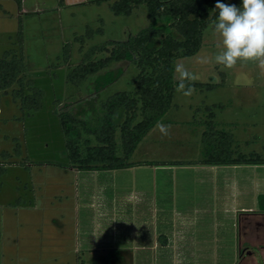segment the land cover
<instances>
[{
    "label": "rangeland",
    "instance_id": "obj_1",
    "mask_svg": "<svg viewBox=\"0 0 264 264\" xmlns=\"http://www.w3.org/2000/svg\"><path fill=\"white\" fill-rule=\"evenodd\" d=\"M112 1L0 0V55L21 53L26 79L42 89L39 108H22L11 92L15 84L5 92L0 89V264H84L77 257L86 255H80L77 238L81 195L87 190L89 173L74 166L68 157L59 114L66 103L75 115L90 117L109 94L133 90L132 78L138 67L132 60H113L100 70L109 69L114 80L95 92L97 74L79 85L67 78L91 46L123 39L148 24L145 3L134 6L130 13L116 14L110 7ZM213 22L203 28L195 53L175 58L171 105L138 142L131 158L141 165L134 175L149 178L145 184L155 187L154 195L159 205L164 201L167 217L176 209L190 214L192 225L184 223L180 231L186 247L194 233L195 247L214 252L218 245L223 253L215 256L207 251L196 260L190 255L176 260L171 256L172 247L163 246L159 238L156 251L143 249L145 259L134 264H250L247 260H254L248 256L233 260L225 251L234 244L233 234L244 210L239 206L259 208L255 192L264 187L258 181H246L240 192L220 197L216 187L220 182H200L198 170L188 168L200 163L197 160L203 156L202 131L209 118L217 129L232 133V149L264 156V70L256 62L238 63L232 69L197 63L198 57H214L218 51ZM106 54L104 50L94 56ZM176 64H183L197 77L191 96L176 91ZM208 82L217 84L207 88ZM158 122L170 125L169 135H161ZM116 140L120 145L119 131ZM146 161L166 164L170 168L165 170L166 181L153 179L152 165H143ZM260 178H264V167L260 168ZM166 233L169 235L168 230Z\"/></svg>",
    "mask_w": 264,
    "mask_h": 264
},
{
    "label": "trees",
    "instance_id": "obj_2",
    "mask_svg": "<svg viewBox=\"0 0 264 264\" xmlns=\"http://www.w3.org/2000/svg\"><path fill=\"white\" fill-rule=\"evenodd\" d=\"M216 2L217 0L112 1L110 7L116 14L130 13L134 6L145 3L148 24L123 39H110L108 43L91 46L83 53L81 61L67 73V78L79 85L88 76L97 74L93 83L95 92L114 80L109 69L100 73L113 60H132L138 67V72L132 78V91L118 90L109 94L100 101L99 108L90 117L75 115L70 104L65 103L66 108L59 115L66 135L68 157L74 162V166L79 169H94L134 164L130 156L136 145L171 105L176 82L173 76L175 58L193 54L199 49L203 28L214 21L218 14V10L214 9ZM220 2L240 5V0ZM107 44L111 46L108 47ZM104 50L108 54L94 56L96 52ZM24 70L21 53L4 52L0 55V89L5 92L15 84L11 92L19 98L21 107L39 108L42 89L26 79ZM216 84L208 82L206 87L212 88ZM204 124L203 156L197 160L200 163H264V156L259 153L232 149V133L217 129L211 118L205 120ZM116 131H119L120 145L116 140ZM83 133L86 135L83 136ZM118 146L121 147L120 153L117 152ZM257 199L258 209L264 211V193L258 194Z\"/></svg>",
    "mask_w": 264,
    "mask_h": 264
},
{
    "label": "crops",
    "instance_id": "obj_3",
    "mask_svg": "<svg viewBox=\"0 0 264 264\" xmlns=\"http://www.w3.org/2000/svg\"><path fill=\"white\" fill-rule=\"evenodd\" d=\"M136 149L137 145L131 156ZM145 163L143 165H152L149 167L155 173L153 179L157 177L161 182L166 181L165 170L170 169L166 164ZM138 166L141 165L81 170L88 171L89 182L88 186L85 185L87 190L81 195L80 236L77 238L82 251L80 255H86L83 258L78 254L79 260L82 258L80 261L84 264H134L145 259L143 249L156 251L160 244L159 238L163 239V246L172 247L171 256L176 260H182L189 255L196 260V257L206 254L207 251L215 256L222 254V250L217 248L218 245L214 252L195 247L197 237L194 233L189 235V245L186 247V243L182 242L185 236L180 231L184 223L192 225L190 214L185 215L176 209L167 217L164 201L159 205L154 195L155 187L151 189L150 185L145 184L149 178L134 175L138 172ZM263 167L264 163L188 165V168L198 170L200 182H220V185L216 186L220 197L230 191L240 192L242 184L246 181H258L259 185L264 187V178H260V168ZM157 174H160L159 178ZM254 192L253 197L264 193V190L258 188L256 194ZM239 207L244 210L241 212L236 233L233 234L234 244L232 249L226 250L225 253L230 252L233 260L235 257L243 260L248 256L254 257V260H247L248 263L264 264V211L253 204H241ZM217 210L218 208L215 212ZM212 211L214 210L210 209V212ZM246 219H251V222L248 223ZM217 235L214 237L219 240ZM161 254L165 255V251L162 250Z\"/></svg>",
    "mask_w": 264,
    "mask_h": 264
},
{
    "label": "clouds",
    "instance_id": "obj_4",
    "mask_svg": "<svg viewBox=\"0 0 264 264\" xmlns=\"http://www.w3.org/2000/svg\"><path fill=\"white\" fill-rule=\"evenodd\" d=\"M218 14L213 22V32L219 38L214 57L201 56L197 63H215L232 69L238 63L256 62L264 70V0H240V5L217 0ZM178 83L176 91L191 96L197 77L183 64L175 65ZM156 128L162 136L169 135L170 125L158 122Z\"/></svg>",
    "mask_w": 264,
    "mask_h": 264
},
{
    "label": "flooded vegetation",
    "instance_id": "obj_5",
    "mask_svg": "<svg viewBox=\"0 0 264 264\" xmlns=\"http://www.w3.org/2000/svg\"><path fill=\"white\" fill-rule=\"evenodd\" d=\"M246 220H247L248 223L251 222V219H246Z\"/></svg>",
    "mask_w": 264,
    "mask_h": 264
}]
</instances>
